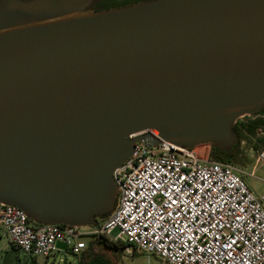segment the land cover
<instances>
[{"label":"water","instance_id":"1","mask_svg":"<svg viewBox=\"0 0 264 264\" xmlns=\"http://www.w3.org/2000/svg\"><path fill=\"white\" fill-rule=\"evenodd\" d=\"M0 0V202L97 227L137 143L230 151L264 109V0Z\"/></svg>","mask_w":264,"mask_h":264},{"label":"built area","instance_id":"2","mask_svg":"<svg viewBox=\"0 0 264 264\" xmlns=\"http://www.w3.org/2000/svg\"><path fill=\"white\" fill-rule=\"evenodd\" d=\"M257 165L264 166V147ZM253 175L195 148L137 143L114 171L117 203L97 227L35 224L0 202V232L10 246L43 261L62 251L80 256L101 235L126 255L146 256L141 264H264V191L247 182Z\"/></svg>","mask_w":264,"mask_h":264},{"label":"rangeland","instance_id":"3","mask_svg":"<svg viewBox=\"0 0 264 264\" xmlns=\"http://www.w3.org/2000/svg\"><path fill=\"white\" fill-rule=\"evenodd\" d=\"M253 116V115H252ZM259 116L251 117V116H245L240 121H249L253 120L255 118H258ZM264 118V115H262ZM264 138V130L262 129V132L259 131V135L255 137L253 140L243 139L239 151L241 152L239 155L238 162L236 163L237 166L242 168L248 173H251L254 171L253 177L247 178V182L251 184L254 187V190L258 193H262L264 191V166L263 165H256V158L258 155V152H260L264 145L261 143V141H258V139ZM198 155L201 157H208L211 152V145H200L195 148ZM263 180V181H262ZM99 223H102V220L99 221ZM119 234L118 230H115L112 233L113 237H116ZM5 237L0 238V264H15L10 259H21L23 260V263L26 259L24 255L15 250L12 249L11 246L5 242ZM121 250L114 251V252H108L105 253V256L107 259H109V264H141L146 260V256H129L126 255L123 247L119 246ZM155 261V259H152ZM80 256H73L70 253H67L65 251H62L61 253H57L54 256H51L48 260H38L39 264H79ZM22 264V263H21Z\"/></svg>","mask_w":264,"mask_h":264},{"label":"trees","instance_id":"4","mask_svg":"<svg viewBox=\"0 0 264 264\" xmlns=\"http://www.w3.org/2000/svg\"><path fill=\"white\" fill-rule=\"evenodd\" d=\"M144 0H105L99 4L100 7H103L104 9H112V8H118L121 6L131 5L138 2H141ZM264 115V109L251 116H259L258 118H255L253 120L249 121H238L237 124H235V131L240 137L239 143L234 146L230 151H222L219 148H214L211 146V152L209 155V160L211 161H219L224 163H231L236 164L239 159L240 155V144L243 139H254L259 135V131L262 132V129L264 130V118L262 117ZM258 141H261V143L264 145V138L258 139ZM104 219V218H103ZM30 222H32L30 220ZM12 249H16L15 247L11 246ZM121 248L112 243L108 238L98 235L91 239L88 242L87 248L84 250V252L80 255V261L79 264H109V259L106 258L105 253L108 252H114L119 251ZM20 252V251H19ZM23 254V253H22ZM24 255V254H23ZM27 260L24 261L21 259H10L14 260L13 262L15 264H39L38 259L35 257H32L30 255H24Z\"/></svg>","mask_w":264,"mask_h":264},{"label":"crops","instance_id":"5","mask_svg":"<svg viewBox=\"0 0 264 264\" xmlns=\"http://www.w3.org/2000/svg\"><path fill=\"white\" fill-rule=\"evenodd\" d=\"M2 237H5V238H4V239H5L4 244H6V243H7V241H6V236H5L4 232L1 230V232H0V238H2Z\"/></svg>","mask_w":264,"mask_h":264}]
</instances>
